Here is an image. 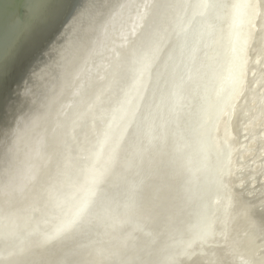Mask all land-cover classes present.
Listing matches in <instances>:
<instances>
[{"label": "bare ground", "instance_id": "6f19581e", "mask_svg": "<svg viewBox=\"0 0 264 264\" xmlns=\"http://www.w3.org/2000/svg\"><path fill=\"white\" fill-rule=\"evenodd\" d=\"M162 1L136 40L128 42L125 35L124 52L117 57L119 38L107 62L112 71L100 87L94 81L89 86L100 90L92 99L86 93L74 99L72 115L65 119L64 133L73 135L65 139L68 163L62 169L63 186L56 190L74 196V220L36 227L45 215L27 207L37 193L30 191L29 201L28 188L18 189L6 207L1 193L0 264H264V222L258 217L264 216V189L255 183L264 158V0H176L172 9L162 8ZM92 3V21L99 25L104 5L94 10ZM150 6L142 9L139 23ZM90 29L85 23L82 31L94 42L87 38L84 43L100 41ZM71 61L72 55L64 65L72 69ZM248 78L251 86L247 83L245 90ZM72 80L67 78V87ZM68 89L64 85V93ZM12 148L11 142L3 148L0 181L16 171L13 182L20 185L18 175L30 159ZM85 149L94 150L91 161ZM77 152L82 156L74 160ZM54 166L49 162V169ZM88 167L102 174L103 184L110 179L106 186L115 191L104 195L113 205L103 210L83 200L95 201L101 194L97 187L85 188L100 176L86 180L82 169ZM36 173L34 180H42ZM250 191L254 204L244 198ZM44 199L50 201L42 198L43 207ZM43 226L54 233L41 234ZM79 227L88 236L74 250L77 240H64ZM67 244L72 246L68 250ZM104 244L105 250L98 248Z\"/></svg>", "mask_w": 264, "mask_h": 264}, {"label": "water", "instance_id": "95a60500", "mask_svg": "<svg viewBox=\"0 0 264 264\" xmlns=\"http://www.w3.org/2000/svg\"><path fill=\"white\" fill-rule=\"evenodd\" d=\"M82 1L83 0H74V3L71 6V16L69 18L74 17L75 11L78 9ZM157 1L158 0H153L152 4L155 5L151 9H148L146 15L144 16L143 20L147 18L146 23L151 17ZM94 3L96 7L99 4L104 5L103 26L99 27V29L91 30V32L95 31L97 38L99 37L100 41L97 40L98 43H95L96 48L94 49V53L92 55L86 54L84 55V58L82 57L78 59L79 61H84L91 65L89 66V75H95L96 73L92 63H100L107 50V47L109 45H117L119 38L120 40L122 38V33H124L126 29L131 28L139 16L141 9H144V6L146 5L145 0H96L92 3L94 10L96 9ZM59 4H61V6L65 9V5L61 2V0H0V77L4 78L6 82L11 85L12 89L14 90V95L19 98L16 107L11 110L10 114L7 116V125L3 126V128H0V135H7V137L15 136L13 138L16 139V144H19V138L21 137L23 153L30 159V161H32L33 157L35 156L32 152V147L37 139L36 133H38V129L36 127L33 130L24 129L22 136L19 133L15 135V130L23 126V120L25 119L24 115L28 118L30 113L34 110V104H27V106L25 105V99L28 93L26 91L27 89L23 90V80L24 76H26L28 73V67H21L20 57L22 53L27 50L28 45L31 44L34 37L41 30L47 27L45 22L46 17L43 13H48L51 15L56 14L59 10ZM152 4H149V6ZM35 22L37 27L29 28ZM146 23L139 30L137 37L143 31ZM73 30L74 29L72 28L65 29L62 26L60 28L59 35H62L65 31L73 32ZM92 38L93 37L90 35L89 41H91ZM39 58L40 57H37L36 59L32 60V63H34V61ZM23 95L25 99H23ZM73 98L74 94H72L70 91L67 98L68 105L66 106V116L70 111L74 110V102L72 101ZM27 107L30 110H28ZM13 120H16L15 124H11ZM38 120V117L33 116L29 122L31 124L38 125ZM5 131L7 134H5ZM2 146L5 148L3 144ZM3 148L1 149L2 152L0 153V158H4L5 156ZM17 163L22 166L20 162ZM3 167L5 168V165H0V170L3 169ZM8 177L9 176H7L4 181L6 183L0 181L2 182L0 183V194L2 193L5 195V201L3 202L5 207L10 203V199H13L15 195L13 193H15L16 190L27 188L25 187L27 185H25L26 180L24 178L23 181H20V185H18V182H10V185L7 187V184L9 183ZM20 179L21 178L18 176V180ZM17 186L21 187L18 188ZM8 193L13 195H8Z\"/></svg>", "mask_w": 264, "mask_h": 264}, {"label": "flooded vegetation", "instance_id": "af4514ba", "mask_svg": "<svg viewBox=\"0 0 264 264\" xmlns=\"http://www.w3.org/2000/svg\"><path fill=\"white\" fill-rule=\"evenodd\" d=\"M147 1L145 0L146 5H148V7H149V4H152L153 0H147ZM174 4H175V0H163L162 1V8H164V9H172L174 7ZM152 5L154 6L155 4H152ZM142 9H141V11H142ZM146 11H148V10H146ZM58 12L56 14H53L52 16L55 17V18H57L58 20H60V15H58ZM141 13L142 12H140L139 15H141ZM146 13H145V15H146ZM43 14H44V16L46 18L51 15V14H48V13H43ZM143 18H142L141 22L139 23V16H138L137 19H136V21L131 26V28L126 29V31H124V33H122L123 36L121 38L122 42H121L120 54L117 57H120L122 55V53L124 52V50H123V44L125 43V41H126L125 38L127 36H128V42L131 41V40H136L137 35L139 33V30L142 28V26L146 23V20H147V18L145 20H143ZM103 21H104V18H103L102 22L98 25V27L95 28V30L96 29H99V27L101 26V24L103 23ZM45 22L47 24L50 23V21L48 19H47V21L45 20ZM43 24H45V23H43ZM104 25H105V22H104ZM33 27H37L36 26V22L31 27H29V28H33ZM134 27L136 28V31L132 34V31H133ZM146 27H147V24H146L145 28ZM36 30H37V28H36ZM125 35H127V36H125ZM123 37H124V39H123ZM129 38H131V39H129ZM29 46L30 45H28V48H29ZM59 48H61V47H56V43L54 42L51 46H49L47 49L44 50V52L42 53V55L40 56L39 59H37L36 61H34V63H32V60H31L27 64V67H28L27 72L28 73H27L26 76L23 75L24 76V80H23L24 89L23 90H26L27 89L26 91L28 93L26 99H25V97L23 95V99H25V102H26L25 105L27 106V104H29V105L34 104V109H35V110L32 111L33 113L32 112L30 113L29 117H31V118L33 116L38 117V118H39V116L41 117L38 120L39 121L38 122V125H35V124H31L29 122V121H31L30 120L31 118H29V117L27 118L24 115L25 119L23 121V126H26V129H29V130H33L36 127L38 129V133H36L37 139H36V141H35V143H34V145L32 147V152L34 153L35 156L33 157V160L32 161L23 162V165L25 163V166L26 167L25 166L22 167L23 168V169H21L22 172H20V174H21L20 178L22 180L21 179L19 180V181H23V178H24L26 180V182H25L26 184L25 185H29L30 186V187L28 186L27 187L28 189L25 190V191L28 190V192H27V196H28L27 199L29 198V201H30V197H29L30 193H32V192L33 193H37V197H36L35 201L32 203L33 205H28L27 208H29V206H30V209L31 210H33L35 212L44 213V214H41V213L40 214H41V216L42 215H45L46 218H47L46 219L45 216H42V219H43V217H44V219L43 220H40L39 219V222L36 224V227H39L40 225L47 224V223H53V221L56 223V220L54 219V216L52 215V208H55L54 207L55 205L52 204L51 201H49L47 199H44V200H46L47 203L43 207V204H44L45 201H42V198H47V196L51 197V194L52 193L54 195H56V194L59 193V192H57V190L60 191L59 188H61V186H63V182H64L63 181V178H62V175H63V170L62 169H64L65 166L67 167V163H68V159H65L64 156H63L64 146H65L64 143H65V139L67 138V135H68V132L66 134L64 133V126H65V119H70V116L72 115V112L73 111H70L69 112V115H67V116L65 115V113L67 112L66 106L68 105V100H67L68 93H67V90L64 93V85L66 86V89H68V87H67V85L65 83V81L67 80L68 76H66L65 74H63V70H62L61 64H60L61 63L60 62V58H52L53 52H56L57 49H59ZM112 48L115 49L116 48V45H110V46L107 47V50H106L104 56L102 57L100 63H95V64L92 63V66L95 68L96 73H95V75H88L87 76L88 78L86 77V80L87 81L85 80V84H86V94H87V96L90 94L88 96L89 99H92L93 98L94 91L97 94L98 91L100 90V88H94L93 89V87H89L91 85L92 81H94L96 83V87H100L101 85H103L104 81L106 80V78L108 77V75L110 74V72L112 71V66L109 65V63H107L109 61V58H110L109 55H111V53L114 51V50H112ZM38 70H41V75H36L37 72H38ZM244 71H245V68H244ZM102 72H104L103 76H101V73ZM248 74H249V69H248ZM33 81H36L34 85H33ZM250 81H251V78L249 79V81H247L245 83V90H246L247 83H248V88L251 86V82ZM241 83L242 82L240 81V84ZM53 84H56L57 87L54 86ZM239 88H240V85H239ZM62 93H63V95L60 96ZM31 94H33V97L31 96ZM42 95H44L45 97L42 96ZM56 96H57V98H56ZM38 100L41 101V102L38 103ZM53 100L55 101L54 103L56 104V106H54V104H52L53 103ZM62 100H64V101H62ZM51 101H52V103H51ZM57 104L60 106V108H59V106ZM53 109H54V111H51ZM28 110H30V109L28 108ZM55 110H56V112H55ZM36 113H37V115H35ZM39 113L41 115H38ZM53 113H55V115ZM46 114H50V115L48 116ZM51 115H52V117H51ZM46 117H49V118H46ZM41 120H42L43 123L41 122ZM43 120L44 121L47 120V121L44 122ZM49 120H50V122H49ZM15 122H16V120H13L12 121V124H15ZM43 125H44L45 128L42 127ZM54 142H55V144H54ZM45 145H46V147H45ZM46 149H48V152H47ZM55 149H57V150H55ZM49 151H51L52 153L49 152ZM62 151H63V153H62ZM53 155L55 157V160H53L51 158V156H53ZM48 158H50V159H48ZM59 161H61V162H59ZM62 161H64L65 164H62L63 163ZM49 162H50V166L51 165H54V164L55 165H58V166H56V167L55 166L54 167H50V169H49ZM60 163H61V165L63 167L60 166ZM233 163H234V160L232 161V165H233ZM37 164H39L38 166L40 168H45L44 171L47 174L44 173L43 169H40V171H38L39 170V167H37ZM58 167L60 168V170L58 169ZM52 168L53 169L55 168L56 170L58 169V171H56L55 169L53 170ZM25 171H27V173ZM36 172H38V178H42L43 177L42 178V180H43L45 178L43 176L44 174H45L46 178L43 181L41 179H37V180L35 179L34 180L35 177H33V176H36V178H37V175H36L37 173ZM39 172H41L42 174H40ZM14 173H12L9 176V178H8V182L9 183L7 184V187L10 185V182L13 183V181H17L16 179H13L14 178V175H16V171ZM50 173H51L52 176L54 175L53 176L54 178L50 175ZM58 173H59V175H58ZM60 173H61V175H60ZM48 176L51 177V179ZM32 180L35 181V183ZM109 181H110V179H108L107 182L109 183ZM252 181L253 180H250L249 181V184ZM260 181L263 182L261 180V178H258V179L255 180V183L257 182L256 184H258V183H260ZM31 183L33 185H31ZM108 183L105 184V185L108 186ZM18 185H19V183H18ZM49 186H50V189H52V190H54V189L56 190L57 187H58V189L56 190L57 193H54L55 190L54 191H51L50 189H48ZM107 186L104 187V188H102L103 190L100 191L101 194L98 195V199L96 198L95 201H94L95 203L97 202L98 204H100L99 203V200L101 198V200L103 202V208H105L107 206H110V205H113L112 204L113 203V200L112 199H108V198L104 197V195H106V194H114L115 193V191H114L113 188H111V187L107 188ZM17 187L20 188L21 186L20 187L17 186ZM32 187L36 190V192H34L33 190H31ZM38 188H39V190L37 191ZM45 188L48 189V190H50L49 192H51V193L49 194L48 193V190H47L46 191L47 194H48L47 195L46 192H44ZM30 191H32V192H30ZM17 194L18 193H15V197H16ZM42 194L43 195L46 194V197H44ZM41 196H43V197H41ZM254 196H255V193H252V191H250L248 194L247 193L245 194V197L244 198H246L247 200H249L251 203L254 204V202L256 201L254 199ZM40 197H41V199H39ZM25 200L26 199H24V202H25ZM39 200H41L40 202H42V207L44 208L45 212H43V210H42L43 208L41 207V204L39 203ZM29 201H28V203H30ZM48 201L51 202V203L48 204ZM260 202H262V201H260ZM19 203H22V202H19ZM45 208L48 209V210H46ZM259 209H260V207H259ZM39 210H41V211H39ZM113 210H115V209L113 208ZM46 211H48V213L50 212L51 215L49 214V217H48V213ZM139 217H140V215H139ZM258 217H259V219L262 222H264V218H263L264 216L263 215H262V217H261V215H258ZM133 218H138V216L135 215V217H133ZM117 228L118 229H116V231H119V232L122 231V230H120L121 229V226L118 225Z\"/></svg>", "mask_w": 264, "mask_h": 264}, {"label": "rangeland", "instance_id": "374dc122", "mask_svg": "<svg viewBox=\"0 0 264 264\" xmlns=\"http://www.w3.org/2000/svg\"><path fill=\"white\" fill-rule=\"evenodd\" d=\"M89 1L90 0H87V2H86V0H83L80 3V6L78 7V9L75 11L74 17L73 18L67 17V21L62 26L65 29L69 28V27L74 29V33L65 31L62 35L58 36L57 41L55 43H56V47H61V48L57 49L56 52H53V56H52V58H60V62H61L60 64H61V68L63 70V74L68 76L70 80L73 78V80L71 82V86L70 85L68 86V88H69L68 90L71 89L70 91L72 92V94H74V98L72 99L73 102H74V99H77L78 97H80L82 93H86V84H85L84 80H86V77L89 75V73H90L89 66H91L90 64H87L84 61H80L79 62L78 59H80L82 57L84 58L85 57L84 55H86V54L92 55L94 53L93 49H95V43H92V44L84 43L85 39H87V38L89 39V35L83 33V31H82L83 25L85 23L90 25V27H91L90 30H95V28L98 27V25L95 22H93L94 18H92V12H94V11L91 9V7H88ZM92 1H96V0H92ZM94 6H95V3H94ZM93 9H94V7H93ZM58 11H59L58 15H61L60 16V20L61 19H65L66 17H65V14H64V8L61 6V4H59V10ZM73 11H74V9H73ZM47 19L50 21V23H52L54 21H58V19L53 17L52 15L48 16L46 18V20ZM49 24L46 23L47 26ZM69 24H71V25L69 26ZM71 38H72V42L70 43V39ZM67 42H69L68 46H66ZM73 42L75 43L74 44V50L70 51V45H72ZM90 42H94V39L92 38V40ZM70 55L73 56V62L71 61L73 63L72 69L69 68L67 65H64L65 59H68V56H70ZM74 58H75V60H74ZM65 69H67L66 71H69V72H71V70H72V72H71L72 75H71V73L70 74H68L67 72L65 73ZM82 73H84V76H83ZM78 81H79V83H77ZM6 118L8 119V117H6ZM7 119H5L4 126L7 125V123H8ZM5 134H7L6 131H5ZM20 135L22 136V133ZM72 135H73V131H70L68 136H67V138L69 139ZM11 138L12 137H9V136L7 137V135H3V134L0 135V140H2V143L4 144V142H5L4 146L7 143L11 142L12 145H13L12 152L13 153L14 152H18L16 155L23 157L24 153H23V150H22V143H21L22 142V138L21 137L19 138V141H20L19 144H16L17 143L16 139H11ZM87 150H90V149H85L83 151V153L85 151H87ZM81 156L82 155L77 152L76 154H74V160H76L78 158H81ZM88 156H89V160L91 161L90 156H94V150H90V154ZM258 163L262 166V168L261 167L259 168L255 178L258 179V178H260L262 176L261 180L263 182L260 181V183H258L256 188L259 189V190H263L264 189V176H263L264 175V158H263V160H260ZM89 168L90 167L87 168V171H86V168L82 169L83 174H84V178L86 177V175H88L86 178L89 177L88 179L85 178L86 180H91V178H92V176L94 174H98L100 176H98V178L94 182V184H93V182L89 181L87 183V185L85 186L86 190L88 188L89 189H93L95 187H97L96 190H102L101 188L106 187V185L103 184V179H102L103 177L101 176L102 174H99L98 171H94L93 168H90V169ZM88 171H89V173H88ZM81 190H83V189L81 188ZM61 195H63V197H61ZM61 195L59 193L58 195H55V198L53 196H51L53 198H51V197H49V198H50L51 202L52 201H53V203L55 202L54 203V205H55L54 207L55 208H52V215L54 216V219L56 220V224L59 225V223L62 222V220H64L65 221V225H66V223H69V220L70 221L74 220V196L71 193H68V190L63 192V194L61 193ZM87 197H88V195H87ZM91 197H92V199L94 198L93 194H92ZM86 199H87L86 197L83 198V200L86 202L88 207L90 206V203L94 206V203H93L94 201L93 200L88 199L89 201H87ZM99 203L100 204L96 203L97 206L99 205L98 207H101V209L103 210V202H102L101 198L99 200ZM58 213H59V216H58ZM137 219H138V221L140 223V218L138 217ZM5 223H6V219H5ZM53 227L56 230L55 233L59 234V233H57L59 231V228H56L55 226H53ZM92 227L97 229V230H99L100 232H102V229L100 227H97V226H92ZM46 229L47 228H45L44 226L41 227V234H52V233H54V232H52V231H50L48 229H47L48 233L47 232L45 233ZM65 229H66V226H65ZM74 229H76V230H74L75 233L74 232H70L69 234L68 233H62L64 235H67V234L69 235L68 237H65V240L64 239L63 240L64 241L69 240V242H72V241L74 242V239L77 240L74 243V250H79V249L82 248V246H81L82 244L81 243H83V241H81L80 239H84L85 236L87 235V234H85L86 229L84 227H79V228H74ZM83 229H85V230H83ZM107 230H108V228L106 227V231ZM20 231H19V235H21V233H22ZM68 245L69 244H67V246ZM67 246L65 248L66 250H68V249H70L72 247L71 245H70V247L68 246L69 248ZM105 247H106V245L104 244V245H100L98 248L105 250Z\"/></svg>", "mask_w": 264, "mask_h": 264}, {"label": "snow or ice", "instance_id": "6c2138e0", "mask_svg": "<svg viewBox=\"0 0 264 264\" xmlns=\"http://www.w3.org/2000/svg\"><path fill=\"white\" fill-rule=\"evenodd\" d=\"M61 2L65 5L64 14L66 18L52 22L34 37L29 48L20 57L22 68L27 67L31 60L40 57L45 49L57 41L60 28L67 21V17L71 16V6L74 0H61ZM18 101L19 98L14 95L11 85L0 77V128H3L6 117L16 107Z\"/></svg>", "mask_w": 264, "mask_h": 264}]
</instances>
